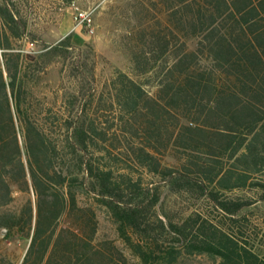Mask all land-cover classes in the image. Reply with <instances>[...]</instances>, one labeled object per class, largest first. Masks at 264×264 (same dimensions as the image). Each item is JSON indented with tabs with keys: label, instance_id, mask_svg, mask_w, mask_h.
<instances>
[{
	"label": "trees",
	"instance_id": "1",
	"mask_svg": "<svg viewBox=\"0 0 264 264\" xmlns=\"http://www.w3.org/2000/svg\"><path fill=\"white\" fill-rule=\"evenodd\" d=\"M30 11L0 0V244L28 241L19 264H264L238 215L264 201V0H127L130 73L100 87L75 67L51 85L64 42L24 52ZM156 182L196 208L160 211Z\"/></svg>",
	"mask_w": 264,
	"mask_h": 264
},
{
	"label": "rangeland",
	"instance_id": "2",
	"mask_svg": "<svg viewBox=\"0 0 264 264\" xmlns=\"http://www.w3.org/2000/svg\"><path fill=\"white\" fill-rule=\"evenodd\" d=\"M126 1L73 0L65 5L60 0H28L31 4L30 30L35 35L36 44L24 43L22 50L24 52L39 51L43 46L55 45L63 40L62 46L51 55L53 62L49 65V80L53 86L60 82L59 70L62 67H75L74 73L77 76L79 72L83 73L85 79L83 83L86 87L92 81L99 87L102 86L115 70L130 73V63L127 55L122 51L119 40V36L126 27L120 14V9ZM78 25L80 27L77 32H81V35L75 34L69 41L64 40L68 35H73ZM189 45L193 47V43ZM78 78L80 79V76ZM147 89L153 90V88ZM158 185L163 191L160 211L167 213L173 219H177L180 212L187 213L196 208L189 197H177L164 187L165 183ZM15 195L16 201L13 207H17L23 197L19 193ZM97 214L100 233L116 239V244L129 255V249L125 248L123 242L117 238L114 226L106 212L97 209ZM214 215L217 214L214 213ZM238 215L247 220L243 228L246 237H248V218L250 219L252 228L258 231L257 250L264 253V201L243 209ZM27 245V240L5 241L0 244V252L7 255L14 264H19ZM187 260L190 264H217L218 261L204 255L190 256Z\"/></svg>",
	"mask_w": 264,
	"mask_h": 264
},
{
	"label": "built area",
	"instance_id": "3",
	"mask_svg": "<svg viewBox=\"0 0 264 264\" xmlns=\"http://www.w3.org/2000/svg\"><path fill=\"white\" fill-rule=\"evenodd\" d=\"M90 20L88 19V22H89ZM88 26H90V24L88 23Z\"/></svg>",
	"mask_w": 264,
	"mask_h": 264
}]
</instances>
